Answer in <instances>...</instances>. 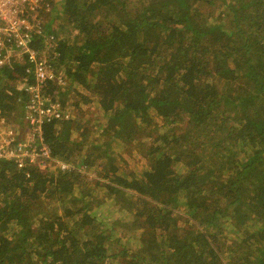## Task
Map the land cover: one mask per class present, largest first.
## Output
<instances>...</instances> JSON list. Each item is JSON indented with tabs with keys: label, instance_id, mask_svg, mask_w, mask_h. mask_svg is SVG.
<instances>
[{
	"label": "trees",
	"instance_id": "trees-1",
	"mask_svg": "<svg viewBox=\"0 0 264 264\" xmlns=\"http://www.w3.org/2000/svg\"><path fill=\"white\" fill-rule=\"evenodd\" d=\"M58 4V28H44L56 56L35 45L68 74L46 92L78 115L46 122L43 136L70 169L2 162L0 264H264V0ZM26 73L0 77V114L19 125L26 97L11 83ZM140 155L147 165L129 170ZM101 189L132 215L112 216L110 234ZM121 223L147 224L162 255L108 254Z\"/></svg>",
	"mask_w": 264,
	"mask_h": 264
},
{
	"label": "built area",
	"instance_id": "built-area-1",
	"mask_svg": "<svg viewBox=\"0 0 264 264\" xmlns=\"http://www.w3.org/2000/svg\"><path fill=\"white\" fill-rule=\"evenodd\" d=\"M60 1L0 0V77L5 67L16 64L25 66L26 74L33 77L22 86L26 98H19L25 122L19 125L13 117L0 114V167L2 162L12 161L28 171L46 169L50 162V168L70 169L69 164L52 157L43 136L46 122L68 117L63 105L46 92L49 82L65 83L66 75L35 45L37 38H44L52 57L56 56L57 42L53 34L44 32L40 12Z\"/></svg>",
	"mask_w": 264,
	"mask_h": 264
},
{
	"label": "rangeland",
	"instance_id": "rangeland-1",
	"mask_svg": "<svg viewBox=\"0 0 264 264\" xmlns=\"http://www.w3.org/2000/svg\"><path fill=\"white\" fill-rule=\"evenodd\" d=\"M61 14H62V9L60 7V4H56L54 6V8L51 10V12H49L48 14H45L44 16V21L45 24L49 23V21H51V19H54L52 24L55 22V25L53 26V29H57L58 28V22L61 21ZM45 24L43 25V28H45ZM49 34V31L46 33V35ZM64 36V35H63ZM66 76L68 77V74H66ZM24 79L21 80H17L12 84V86H16L19 90L22 89V86L24 85ZM23 81V82H22ZM21 83V84H20ZM16 84H20V85H16ZM76 86V89L78 91H84L83 89V85L80 84L79 82H75L74 83ZM73 100V99H72ZM94 104H88L86 106V111L88 110H94L93 109ZM20 111H18L19 113ZM17 112H15V114H18ZM68 116H74L76 117L78 114L77 112H74L73 110L68 111ZM98 115V114H97ZM96 115V116H97ZM96 116H92V114L90 113V116L88 117L89 120H92V117H96ZM91 117V118H90ZM252 118V117H249ZM95 137V135H93ZM83 146V145H81ZM84 148V146L82 147ZM136 150V149H135ZM129 160L130 163L128 165V169L132 170L133 168H142L144 166L147 165V160L146 158H143L142 155L134 157V156H129ZM88 174L90 176H95L97 174V171L94 168H91L88 172ZM90 184H92V182H90ZM102 195H104L107 199L106 201V205L104 206L102 213L107 209V214L108 216L103 218L105 220V224L103 226L104 232L110 234V231L108 230V227L110 226V223L112 221V216H116L120 221H128L130 222V220L132 219V215H126L127 213V208H125V206L127 205L125 203V199L121 198V197H114V194L112 195L114 198L107 196L106 192L101 189ZM116 209V210H113ZM126 211V213L124 211ZM94 214L96 215H101L102 213L100 212V210L97 211L96 208H93ZM179 212V224H181V226L183 228H185V230H189L190 225H192L191 220L188 218L186 211L182 208H179L178 210ZM127 217V219H126ZM190 220V222H189ZM141 228H137L136 226L131 227L133 228L131 230V232H126V233H122L124 230H127L125 228L126 224H118L115 225V227L112 230V235L110 237L109 240H106V247L108 249V254H114L116 252H120L122 249H125L129 252V255L132 254L134 251L135 252H140V251H144L147 250L145 252V254L148 257V260L153 258L152 255V249H155V251H157L158 253L161 254V250L160 249H156V248H152L154 245L153 242V229L150 228L147 224H140ZM184 230V229H183ZM159 246V244H158ZM151 249V250H149ZM162 255V254H161ZM168 254H166L167 256ZM119 258H122V256H119ZM115 262V260L113 261Z\"/></svg>",
	"mask_w": 264,
	"mask_h": 264
},
{
	"label": "clouds",
	"instance_id": "clouds-1",
	"mask_svg": "<svg viewBox=\"0 0 264 264\" xmlns=\"http://www.w3.org/2000/svg\"><path fill=\"white\" fill-rule=\"evenodd\" d=\"M57 3H60V2H57ZM57 3H55L51 9H53L54 6H55ZM51 9H50V10H42V11L40 12V17H41V20H42V25L45 24V21H44V16H45V14H48L49 12H51ZM43 30H44V28H43ZM48 35H49V34H48ZM42 39H43L42 41L45 43L44 38H42ZM37 40H39V38H37ZM37 40H36V41H37ZM45 46H46V43H45Z\"/></svg>",
	"mask_w": 264,
	"mask_h": 264
}]
</instances>
